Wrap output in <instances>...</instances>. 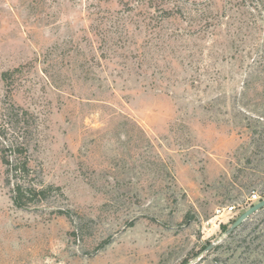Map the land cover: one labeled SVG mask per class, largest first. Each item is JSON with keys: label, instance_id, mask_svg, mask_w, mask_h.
Masks as SVG:
<instances>
[{"label": "rangeland", "instance_id": "obj_1", "mask_svg": "<svg viewBox=\"0 0 264 264\" xmlns=\"http://www.w3.org/2000/svg\"><path fill=\"white\" fill-rule=\"evenodd\" d=\"M152 2L0 0V142L54 186L0 163V264H186L264 198V0ZM236 232L194 264H264Z\"/></svg>", "mask_w": 264, "mask_h": 264}, {"label": "trees", "instance_id": "obj_2", "mask_svg": "<svg viewBox=\"0 0 264 264\" xmlns=\"http://www.w3.org/2000/svg\"><path fill=\"white\" fill-rule=\"evenodd\" d=\"M149 1L151 5L153 4L152 1L154 0ZM161 12L165 17H173L177 15L176 13L178 12V10L177 8L173 9L169 7L164 8V10H162ZM9 75L10 72L5 71L2 73V78L6 80ZM10 105L12 107L11 109L17 112L19 111L18 109H22L20 107H15L13 104ZM23 111L26 112L27 110L24 109ZM1 133L0 136L5 138L3 136L5 134ZM0 163L2 164V166L5 167L4 173H6L7 175L5 178L6 183L10 184V181L14 179L10 197L12 203L16 207L24 208L40 203L42 200L47 199L50 196L51 189H54V186L52 185H45L43 182L40 181L34 182L30 178H28L31 172V167L29 165L27 142H24L23 138H21V140H19L18 138H12L8 139V142H0ZM242 225L243 223L241 224V226ZM236 231L237 228L226 237V241L228 239V241H235L234 235L237 233ZM246 237L247 235L244 237L239 236L237 241L240 243H246L248 245L246 248L249 249V245L253 243L255 239L259 238V235H256L254 238L251 239H247ZM222 245L223 244L220 242L216 245V247ZM252 250L253 248L249 249V251L251 252ZM251 252H249L248 254L251 255Z\"/></svg>", "mask_w": 264, "mask_h": 264}, {"label": "water", "instance_id": "obj_3", "mask_svg": "<svg viewBox=\"0 0 264 264\" xmlns=\"http://www.w3.org/2000/svg\"><path fill=\"white\" fill-rule=\"evenodd\" d=\"M263 208L264 198L250 205L247 209H245L242 213L237 216V218L227 227V229L222 234H220L216 239L206 245L201 252H199L193 259H191L186 264H194L196 261L200 260L205 254L211 251L217 244H219L230 233H232L236 228H238L248 217Z\"/></svg>", "mask_w": 264, "mask_h": 264}, {"label": "built area", "instance_id": "obj_4", "mask_svg": "<svg viewBox=\"0 0 264 264\" xmlns=\"http://www.w3.org/2000/svg\"><path fill=\"white\" fill-rule=\"evenodd\" d=\"M252 198H253L254 201L259 200V198H257V195H256V194H252ZM234 209H235V206H234V205H231V206H223V207H217V208L215 209V214H216L217 216H222V215H224L225 213H226V214L231 213Z\"/></svg>", "mask_w": 264, "mask_h": 264}]
</instances>
